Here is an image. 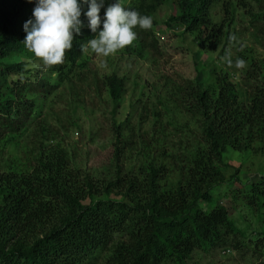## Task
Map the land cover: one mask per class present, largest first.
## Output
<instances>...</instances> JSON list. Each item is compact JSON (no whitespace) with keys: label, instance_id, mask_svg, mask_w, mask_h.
Masks as SVG:
<instances>
[{"label":"trees","instance_id":"obj_1","mask_svg":"<svg viewBox=\"0 0 264 264\" xmlns=\"http://www.w3.org/2000/svg\"><path fill=\"white\" fill-rule=\"evenodd\" d=\"M248 1L238 0L237 5L252 17ZM35 3L0 0V139L30 117L32 104L24 99L25 91L53 89L42 78H29L23 63L4 61L26 49L23 25L32 18ZM136 4L134 9L145 16L160 4L168 5L172 14L166 25L173 22L202 49L229 36L232 12L226 0H137ZM107 7L104 2L97 33L91 32L86 19L80 35H74L65 63L74 65L83 51L80 46L102 29ZM143 44L157 50L153 37ZM101 82L107 96L118 100L122 80L108 75ZM215 83V95L196 83L178 91L176 105L182 106L196 130L185 152L176 153L182 156L181 167L170 189L161 183L165 167L148 163L137 173L117 172L97 189L91 178L70 167L65 153L56 147L43 149L46 156L34 161L30 173L0 172V264H94L98 257L102 264H184L192 252L222 247L229 236L242 235L227 210L212 205L210 191L223 182L218 167L222 151L226 147L245 151L253 139L264 137V87L255 83L249 102L240 109L232 85L224 77ZM248 191L256 210L264 214V179ZM113 192L126 201L109 198ZM262 217L256 220L261 227ZM256 235L260 238L254 246H264V231Z\"/></svg>","mask_w":264,"mask_h":264},{"label":"rangeland","instance_id":"obj_2","mask_svg":"<svg viewBox=\"0 0 264 264\" xmlns=\"http://www.w3.org/2000/svg\"><path fill=\"white\" fill-rule=\"evenodd\" d=\"M226 1L232 12L227 24L229 36L213 48L202 49L197 40L182 33L173 22L167 26L172 10L160 4L148 15L154 22L151 29L137 27V40L109 57L85 49L74 65L64 62L51 68L27 49L4 59L8 63H23L24 69L30 71L29 78H42L53 89L24 92V99L32 104L30 117L14 133L0 139V172L30 173L34 161L46 156L44 150L56 147L65 153L70 167L91 178L97 189L117 172L137 173L147 163L163 165L161 183L166 189L172 188L182 159L176 153L185 152L196 130L182 106L176 105L179 89L184 91L187 83H196L215 95V80L224 77L232 85L236 107L241 109L249 102L255 83L264 87V0L248 1L252 17L237 5L238 0ZM104 2L110 6L117 0ZM120 3L134 9L137 0ZM87 10L85 3L80 17L82 27ZM152 37L156 41L155 51L143 44ZM237 59H243L245 67L237 68ZM108 75L122 80L123 91L116 101L107 96L101 82ZM220 162L223 182L210 191L212 205L224 207L242 235L229 236L222 247L206 252L196 250L184 264L263 262L264 246L255 247L254 242L260 238L256 231H264V222L261 227L256 221L258 215L264 220V214L256 210L248 189L264 179V137L261 141L253 139L245 151L226 147ZM97 195L100 199L105 197ZM109 198L126 201L118 192L111 193ZM94 264H102L101 257Z\"/></svg>","mask_w":264,"mask_h":264},{"label":"clouds","instance_id":"obj_3","mask_svg":"<svg viewBox=\"0 0 264 264\" xmlns=\"http://www.w3.org/2000/svg\"><path fill=\"white\" fill-rule=\"evenodd\" d=\"M85 3L88 5L84 13L89 21L88 27L92 33H97L104 0H36L32 18L23 25V43L44 66L51 68L65 62L66 52L73 48L74 35H80L83 26L80 17ZM152 24L151 16L141 15L117 0L107 7L102 30L86 45L82 44L81 50L90 49L98 56L109 57L137 40L138 34L134 29L148 30ZM228 63L231 64V60ZM245 64L243 59L235 61L237 68H243Z\"/></svg>","mask_w":264,"mask_h":264}]
</instances>
